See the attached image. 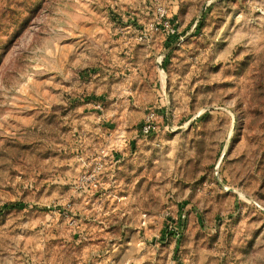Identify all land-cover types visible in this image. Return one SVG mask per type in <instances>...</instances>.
Listing matches in <instances>:
<instances>
[{"label": "rangeland", "instance_id": "obj_1", "mask_svg": "<svg viewBox=\"0 0 264 264\" xmlns=\"http://www.w3.org/2000/svg\"><path fill=\"white\" fill-rule=\"evenodd\" d=\"M0 264H264V0H0Z\"/></svg>", "mask_w": 264, "mask_h": 264}, {"label": "built area", "instance_id": "obj_2", "mask_svg": "<svg viewBox=\"0 0 264 264\" xmlns=\"http://www.w3.org/2000/svg\"><path fill=\"white\" fill-rule=\"evenodd\" d=\"M166 14L165 8H160V18L164 17ZM173 30V29H172ZM95 108L97 111V119L99 122H109L113 120L116 114H108L106 115L104 111V107L101 103H96ZM158 117L157 114L153 111L148 112L145 115V119L143 120L140 126V133L143 135H149L153 132H156L158 129ZM100 154L109 155L108 149L102 148ZM105 168V163L100 156L96 157L94 162L89 166V168L80 175V177L71 185L72 188L76 189L77 191L88 190L92 189L93 187H98L100 184V177Z\"/></svg>", "mask_w": 264, "mask_h": 264}, {"label": "crops", "instance_id": "obj_3", "mask_svg": "<svg viewBox=\"0 0 264 264\" xmlns=\"http://www.w3.org/2000/svg\"><path fill=\"white\" fill-rule=\"evenodd\" d=\"M105 147V149H108V151L110 150V148L109 147H106V146H104ZM103 148V147H102ZM91 156V155H90ZM93 158H94V156L93 157H91V160H93ZM96 158H94V160H95ZM107 159H109V158H106L105 160H104V163H105V167H106V164H107V162H105ZM112 159V158H111ZM91 160H90V162H91ZM94 160L90 163V165L94 162ZM111 161H114V159H112ZM190 214H188V215H186V217L184 216V213H183V211H181V214L179 215V217H178V220H177V227H175L174 229L175 230H179L178 231V234H177V238L179 237V235H180V237H179V239L181 238V240H182V238H183V236L185 235V230H186V232H190V227H191V220H189V218H190ZM182 232V233H181ZM191 232H193V231H191ZM173 235H176L175 233L173 234ZM172 237V236H171ZM173 238V237H172ZM177 242H179V240L177 241ZM182 242V241H181ZM197 258V257H196ZM198 259V258H197Z\"/></svg>", "mask_w": 264, "mask_h": 264}, {"label": "water", "instance_id": "obj_4", "mask_svg": "<svg viewBox=\"0 0 264 264\" xmlns=\"http://www.w3.org/2000/svg\"><path fill=\"white\" fill-rule=\"evenodd\" d=\"M168 118H169V121L171 122V114H170V111L168 112Z\"/></svg>", "mask_w": 264, "mask_h": 264}]
</instances>
